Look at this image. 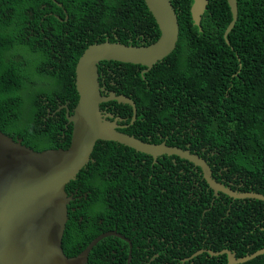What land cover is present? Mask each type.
<instances>
[{"label": "trees", "instance_id": "16d2710c", "mask_svg": "<svg viewBox=\"0 0 264 264\" xmlns=\"http://www.w3.org/2000/svg\"><path fill=\"white\" fill-rule=\"evenodd\" d=\"M56 1L65 3L69 17L66 23L53 17L45 19L49 14H58L53 0H0V130L14 140L21 139L36 152L66 150L70 144L71 124L65 106L72 114L79 101L75 71L85 50L105 41L125 45L132 41L133 45L147 46L159 37L144 0ZM237 1L238 20L228 36L230 44L224 39L233 21L228 0H209L201 29L192 19L193 0H171L179 21V41L169 57L143 75L147 84L141 74L134 76L143 69L141 66L102 62L99 74L110 70L125 76L122 87L132 93L137 109H147L139 131L167 128L170 124L177 134L187 130L185 140L192 144L190 150L214 153L203 158L216 164V169L211 165L215 173L225 168L221 174L227 179L226 187L232 184V191L239 188V193L264 195V0ZM27 12L33 13L37 33L46 32L48 24L56 32L52 45L26 40ZM59 36L64 40L60 41ZM27 103L32 109L31 120L21 126L19 118ZM60 106V112L48 116V109L53 113ZM122 131L143 142L161 144L154 137L147 139L146 134ZM168 145L188 150L186 145ZM164 159L167 160H159L163 167L175 166L171 157ZM143 160L156 175L158 165L152 166L153 159L147 155L114 142L96 144L90 163L65 187L67 196L76 191L74 202L67 207L68 220L61 242L66 257L78 256L99 235L98 217H124L126 199L116 194L108 199L109 186H124L121 195L131 196L127 188L138 183L127 174L129 168L140 167ZM114 168L117 174L108 183L107 176ZM173 184L160 185L152 195L145 191L143 200L153 207L160 205V216H174V224L168 226H177L181 235L188 233L176 243L180 248L176 264H228L226 255L211 257L206 252L186 260L200 250H229L241 258L264 249L263 202H234L224 195L223 199H215L209 191L199 200V204H207L204 209L184 195L173 212L166 204ZM202 185L208 189L204 180ZM193 231H199L202 237L193 238ZM146 241L133 242L131 264H140V248L150 247ZM115 244L123 246V253L115 254ZM161 245L164 247L166 241ZM162 250L171 253L173 249ZM128 251L126 241L107 238L93 249L87 264H127ZM244 264H264V255Z\"/></svg>", "mask_w": 264, "mask_h": 264}, {"label": "water", "instance_id": "95a60500", "mask_svg": "<svg viewBox=\"0 0 264 264\" xmlns=\"http://www.w3.org/2000/svg\"><path fill=\"white\" fill-rule=\"evenodd\" d=\"M144 1L159 31L154 43L134 47L105 41L89 47L81 56L75 71L79 101L72 114L65 106L66 118L71 124L70 144L66 150L36 152L21 139L14 140L0 130V264H87L93 249L106 238L116 236L125 240L117 233L102 234L72 258L66 257L61 248L68 220L67 207L72 201L67 197L65 187L90 163L98 142L117 143L148 155L154 161L163 156L188 160L201 169L215 197L224 195L234 202L250 199L264 203L262 194L239 193L217 184L207 162L191 150L171 147L167 143L142 142L120 132L116 122L108 120L113 117L105 116L101 111V105L111 101L131 105L135 110L131 98L115 93L102 96L99 83L102 62L141 66L144 74L176 50L180 27L171 0ZM208 3L209 0H193L192 19L200 29ZM228 3L233 21L224 39L230 44L228 36L238 20L239 10L237 0H228ZM204 252L211 257L226 255L228 264H244L264 255V249L241 258L229 250L218 253L200 250L186 260Z\"/></svg>", "mask_w": 264, "mask_h": 264}, {"label": "flooded vegetation", "instance_id": "af4514ba", "mask_svg": "<svg viewBox=\"0 0 264 264\" xmlns=\"http://www.w3.org/2000/svg\"><path fill=\"white\" fill-rule=\"evenodd\" d=\"M53 2L57 5L58 14L57 15L49 14L48 16L45 17V19L47 20V17H53L58 21H60L61 23H66L67 20H69V17L67 16L65 3L63 1L57 2L56 0H53ZM26 15L29 21L27 29L25 31L26 40L32 44H34L36 40L38 45L40 44L44 46H46L47 44L52 45L53 42L55 41L56 32L50 28V25L49 24L47 25L46 32L37 33L35 30V26H33V21H34L33 13L27 12ZM62 17H64V20H62ZM59 37L61 38L60 41L64 40L63 37L61 36ZM140 39L144 41L145 36L141 35ZM127 46L141 47L145 45L143 44L133 45L132 41H130V45ZM143 70L144 68L141 71H137L134 74V76L138 78V74H141V76L143 77V75H146L148 73L147 72L143 74L142 73ZM99 75H100L99 83L102 89V96H109L110 93H115L117 94V96H125L127 98H131V100L133 101L132 93H126L129 90L125 87L124 88L122 87L121 79H123L125 76H117L110 70L107 74H105V72H101ZM142 80L144 81V84H147V81L144 77L142 78ZM155 90L159 91L160 89L155 88ZM127 94H129V96H127ZM113 102L115 101L102 104L104 106L101 111L105 116L111 115L113 117L111 119L109 118L108 120H110L111 122H116V125L120 127L119 130L120 132L125 133L122 130H130L134 132L137 131L140 133L139 135L146 134V137L149 140H152L153 137L156 138L158 141L161 142V144L162 143L168 144L169 142H171V143L186 145L187 149L189 150L192 148V144L186 143L185 140L187 139L186 137L187 130H184L183 135L177 134L176 130L173 129L172 124H170L167 128H161V129L155 128V130L147 129L145 132L139 131L140 122H142L143 119L147 116V114L144 113V111H147V109L143 107L137 109L136 107L137 105L135 101H133L135 103V110H136L135 113L133 106L127 105L129 107L127 108L121 106L126 104H119L118 102L114 104ZM62 109L63 106H60L53 113H51V109H48V113H49L48 116L54 117L56 113L60 112ZM137 121L139 122L138 125L135 124ZM130 136L134 137L133 135ZM192 153L200 156L202 159H204L203 155L206 157L215 155L214 153L206 154L204 150H202L200 153H198L197 151H194ZM160 159H162V161L167 160L164 159V156L159 157L157 161L153 160L152 166L154 164L158 165V168L156 169L155 172L156 175L151 173V171L147 167L146 160L142 161V165L140 167L129 168L127 174L128 178L130 179L135 178L138 183L130 188H127V190H129L132 193L131 196L126 197L125 195L124 196L121 195L123 188L126 187L124 186L119 187L117 185L114 186L110 184L109 191L111 192L107 194L108 199L115 197V194L117 195V198L125 197L126 199V210L123 218H121L120 220H117L116 217L114 216L113 217L100 216L97 218L96 227L97 230L100 232L99 235H97V237L106 233H117L125 238L126 242L129 245L127 264H131L132 262V251L134 248L133 242L135 240H140L142 242H145L147 240L146 241L147 245H150V247H145L144 249L140 248L141 252L138 255L140 259L139 260L140 264H176L179 261L178 250H180V248L176 246V243L177 244L179 243V239L181 236L182 238L188 236V233H184L183 235H181V231H178L177 226H171V227L168 226L169 224L171 225L174 224L173 215H172L173 217L170 216V218H164L160 216V214L162 213L159 209L160 205L153 207L148 205V203L145 200H143L146 195L144 193L145 191H148V193L152 195L156 191V188L160 189V185H163L164 183H174L173 186L171 187L172 192L166 200V204L168 205V207L172 208L173 212H174V206L176 205L178 199L184 195H187L189 201L192 200L198 203V206H200L201 209L207 207V204H202V205L199 204L200 203L199 200L201 199L202 195H209V191H211L209 187L207 190H204L203 188L204 186L202 185V181L204 180V178L201 169L196 167L192 162L188 160L181 158L180 160H178L176 156L171 157V160L175 166L168 165V167H163L159 163ZM205 161L207 162L208 166L211 168L212 178L216 181V183L226 187L225 184L227 183V179L224 178L223 175L221 174L222 170H224L225 168H222L218 173H215L212 170V166L213 168L216 169L217 167L216 164L213 163L211 164V161L209 159ZM111 172L112 173H109V176H107L108 183L110 180H112L111 176L113 178L114 174H117V169L114 168L113 170H111ZM180 187L183 190H180ZM230 187H233V185L229 184V187L226 188L230 189ZM238 190L239 188L235 190V192ZM162 192H168V191L162 190ZM75 194L76 191L74 193L68 194L67 197L72 199L71 202H74L73 197L75 196ZM215 199H223V198L221 197V195H219L218 197H215ZM78 200L81 201V199ZM84 200L87 201V195H85ZM161 203L163 204V202ZM211 205L212 206L214 205L213 201L211 202ZM206 212L207 210H204L203 217H205ZM120 217L122 216L120 215ZM82 221L83 218H80L79 222ZM192 237L193 238L202 237V233H199V231L197 232L193 231ZM109 238L119 239V237L116 236ZM167 240L169 241L167 242ZM161 241L162 242L166 241V245H164V247H162ZM172 243H174V245ZM115 245L117 246V250L114 251L115 254H117V252L123 253L124 251L123 246L119 244H115ZM170 247H172L173 249L171 253L163 252L162 248L167 249L169 251Z\"/></svg>", "mask_w": 264, "mask_h": 264}, {"label": "rangeland", "instance_id": "374dc122", "mask_svg": "<svg viewBox=\"0 0 264 264\" xmlns=\"http://www.w3.org/2000/svg\"><path fill=\"white\" fill-rule=\"evenodd\" d=\"M30 73H33L32 69H29ZM41 81H43L42 79H40ZM49 83H51V81H49ZM31 116H32V109L31 106L27 103L24 105L23 109H22V113L20 115L19 118V124L21 126H26L30 123L31 120Z\"/></svg>", "mask_w": 264, "mask_h": 264}]
</instances>
